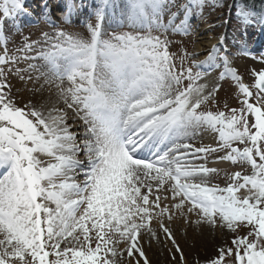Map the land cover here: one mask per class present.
Here are the masks:
<instances>
[{"label":"snow or ice","instance_id":"6c2138e0","mask_svg":"<svg viewBox=\"0 0 264 264\" xmlns=\"http://www.w3.org/2000/svg\"><path fill=\"white\" fill-rule=\"evenodd\" d=\"M81 14L82 0L39 11L0 0V264H151L145 238L171 264H264V52L248 44L264 11L247 0H94L86 32L61 27ZM18 17L52 31L32 39ZM201 23L231 28L232 42L219 33L189 52L183 37ZM12 31L23 42L10 51ZM242 56L259 64L245 69L251 82L234 65ZM224 84L237 107L220 110ZM205 130L215 146L196 143ZM210 161L232 166L224 186ZM189 229L221 242L202 258L196 241L186 251L177 239Z\"/></svg>","mask_w":264,"mask_h":264},{"label":"rangeland","instance_id":"374dc122","mask_svg":"<svg viewBox=\"0 0 264 264\" xmlns=\"http://www.w3.org/2000/svg\"><path fill=\"white\" fill-rule=\"evenodd\" d=\"M87 8H88V9H86L87 12L85 11L83 14H81L75 18V19H78L77 23H75L74 25H72L70 27L65 26V25H61V27H65L66 30L72 31V32H80V33L86 32V27H85L83 21L88 18L87 13L90 11L91 6H89ZM209 13H211V15H209ZM219 14H220L219 12H213L211 10V8H207L204 12L205 18L210 20V21L215 20V18ZM6 28L11 29L10 23L6 24ZM200 29H203V35H201V37L204 38L203 40L209 41V45H210V43H216V40L213 39V37L217 36L219 33H226L228 40H229V43L232 42V36L234 35V33H233L231 28H228V29L218 28L215 32H209L206 30L205 25H203L201 23ZM22 31H23V35H29L30 34L32 39H38V38H40L42 31L51 32L52 29L49 28L46 24L41 23L39 25L32 24V25H28V26H23ZM199 37H200V35L199 36L192 35V36H188V37H183V39L186 43V46H187V50L189 52L198 51L197 50V44L201 40ZM177 39L179 40V39H181V37H177ZM22 42H23L22 35L16 33L15 31H12L11 35H10V42L8 44L9 50L10 51L14 50L15 47L18 44H21ZM248 44H249V48L253 52V54L259 56L260 53L264 52V32H261L259 30V28L250 29V34L248 36ZM2 47H3V45L0 44V48H2ZM199 58L202 59L203 57H199ZM234 65L237 66L239 68L240 72L243 74L245 82H251L253 79L252 77H250L245 72V69L252 68V67H259L258 62L253 61L250 57H246V56L236 58L234 60ZM22 66H24V65H22ZM12 83L15 86V88H21V83L18 80L13 79ZM28 86H31V82H29ZM15 88H14V90H15ZM22 92H23V89H22ZM25 94H26V96H25ZM28 95H29V93H23L22 96H18L17 98L18 99H24V98H27ZM218 98H219V101L221 104L220 110H224L223 109L224 103H227L230 107H237L239 104V101L236 99V93H235L234 85L230 86L229 84H224L222 90L218 93ZM210 107L213 110H216L215 105H210ZM216 135H217L216 133L211 132L208 135V138L206 140L205 139L204 140H197L196 143L197 144L204 143V144H213L214 145L215 144L214 137ZM204 141H207V142H204ZM208 166L209 167H218L219 169H221L220 175L218 177H215L212 180V183L213 184L219 183L220 186H224V182L226 180L225 172L227 171L230 173L232 170V166L228 162H219V163L213 164V163H211V161L209 162ZM236 170H239V169H236ZM153 226H155V225H153ZM180 232H183V231H180ZM218 236H219V240H218L217 244H219L221 242L220 234H218ZM179 243L181 244L180 241H179ZM191 244H192L191 242L187 241V245L189 246V248H190ZM217 244H214L211 249L210 248L204 249L201 247H197L196 250L199 251L200 256L203 258L206 255H211L215 251V246ZM168 246L170 247V244ZM181 246H182V244H181ZM165 251L167 254H169L167 249ZM146 255H147V253H146Z\"/></svg>","mask_w":264,"mask_h":264},{"label":"bare ground","instance_id":"6f19581e","mask_svg":"<svg viewBox=\"0 0 264 264\" xmlns=\"http://www.w3.org/2000/svg\"><path fill=\"white\" fill-rule=\"evenodd\" d=\"M20 22L21 21H19V23ZM200 31H201V35H203V29H200ZM201 35L199 37L201 40L197 44L198 51H202L204 48L209 46V41L203 40L204 38L201 37ZM207 134L208 133H205L204 131H202L199 134V137L197 138V140H204V139L206 140L210 133L208 135ZM204 142H207V141H204ZM210 145H213V144H210ZM213 146H215V144ZM2 172L3 171H1L0 173ZM218 234L219 232L215 234L205 233L203 237H200L198 232H193L191 229H189L187 235H185L184 232H178L177 238L181 242L182 247H184L186 251L189 250L187 241L191 243H193V241H196L197 247H201L204 249L206 248L211 249L214 244L218 243V240H219ZM146 240L147 238H145V250H146L149 260L151 261V264H171V261L169 260V254L166 253L165 251L166 249L162 243H157L153 241L151 247H149Z\"/></svg>","mask_w":264,"mask_h":264},{"label":"trees","instance_id":"16d2710c","mask_svg":"<svg viewBox=\"0 0 264 264\" xmlns=\"http://www.w3.org/2000/svg\"><path fill=\"white\" fill-rule=\"evenodd\" d=\"M247 4L257 12L264 11V0H247Z\"/></svg>","mask_w":264,"mask_h":264}]
</instances>
